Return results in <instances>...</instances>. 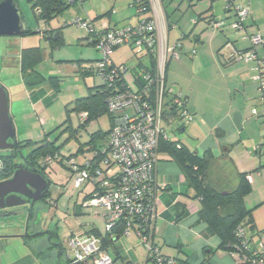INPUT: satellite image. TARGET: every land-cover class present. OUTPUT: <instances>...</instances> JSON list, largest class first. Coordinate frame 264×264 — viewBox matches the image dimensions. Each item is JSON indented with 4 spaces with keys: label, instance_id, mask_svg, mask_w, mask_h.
Listing matches in <instances>:
<instances>
[{
    "label": "crops",
    "instance_id": "1",
    "mask_svg": "<svg viewBox=\"0 0 264 264\" xmlns=\"http://www.w3.org/2000/svg\"><path fill=\"white\" fill-rule=\"evenodd\" d=\"M188 2L189 4L184 10L193 12L192 15L189 14L192 23L185 26L180 22L179 17H173L174 10L169 11L164 6L165 4H162V0H159L162 12H160L159 25L161 26L162 17L167 44L179 43V58L169 59L166 64L165 83L186 98V108L192 116L189 123L177 128L180 135L176 139L198 155L205 154L207 156V181L216 190L234 189L239 183V175L249 173L250 178L247 180L251 183V190L243 200L246 208L252 210L254 226L250 232H256L252 236V241L256 243L257 239L260 240V237L264 236V117H254L251 115V110L253 108L261 110L263 104L259 100L258 84L251 78L253 72L250 69V64L241 60L229 62L226 57L228 49L221 48L228 39L233 41L238 48L246 47L247 41L242 39L240 41L237 36L232 37V30L229 26L232 19L227 20L232 16L225 13L223 3L221 6L224 15H218L211 1L206 3L203 10H196L199 5H205L203 0H188ZM241 2L249 8L247 32H258L262 37V42L256 47V52L258 56L264 58V0ZM78 3L74 4L77 9L76 17L92 20L98 30L128 26L138 20L137 9L134 4L132 5V0H83ZM69 7H65L59 12ZM176 9L181 10L179 6ZM143 15H151L152 18H156L153 5H150V11ZM199 15L212 16L215 20L223 21V25L218 31L211 29L204 20L198 17ZM22 19L27 26L24 33L5 35L20 36L18 41L20 43L19 57H21L23 49L38 47L33 44V38L26 35L32 27L23 17V13ZM196 19L197 21L194 22ZM45 29L46 31L43 32ZM45 29L42 31L37 28L36 32L51 42L58 36L62 42L59 29L49 28V30L47 27ZM53 29L54 31H52ZM171 33L173 36L169 39ZM84 38L87 39V36ZM115 53L114 50L111 55L114 63H116L114 61ZM97 58L98 54L91 60L92 65ZM35 70L44 78L41 84L28 87L22 78L23 93H14L4 86L8 94L10 117L18 141L35 140L37 137L33 128L24 126L26 121L33 122L36 118L40 123H43L39 116V112L43 108L41 100L44 99L43 94L50 90L51 85L49 83L47 87H44L48 84L44 75L36 68ZM21 75L23 77L25 75L22 70ZM125 80L128 82L126 78ZM123 115H114L113 113L110 117V127ZM165 123L168 124L166 121ZM2 151L5 150H0V154H3ZM91 153V151L85 152L86 155ZM17 161L19 162V160ZM115 170H117L116 167H114ZM154 174L160 185H167L164 190L159 191L156 205L155 239L163 254L185 259L187 263L194 264H245L239 262L236 255L218 248L217 236L210 232L206 223L198 220V211L201 207L199 198L195 197L193 189L187 186L180 167L166 154H160ZM91 188V184L86 183L81 189H76V200L72 207L75 214H83L82 209L85 206L81 202L87 197ZM48 191H50V186ZM63 191L62 188V193ZM56 201L57 198L51 203L56 205ZM4 210L8 214L14 208ZM26 211L25 208V213ZM104 215L105 211L100 216L103 223ZM80 227V229H89L90 233L97 237L104 234L93 220L81 223ZM39 231L41 229L35 231L29 229L28 233ZM52 232L56 233L55 230H51L50 233L47 231L41 233L49 235L50 243L48 244L36 242L38 240L36 237L40 234L23 237L25 243L31 242L32 244L28 245L29 248L22 256L15 254L14 259L8 257L5 245L12 241L9 240L10 238H15L11 237L12 235L20 234L1 233L0 264L65 263V255L56 245L59 243L58 236L53 235ZM133 234L135 232H130L124 239L118 237L110 244L108 243L107 253L111 256L113 264L118 257L129 264H150L147 261L145 249L142 257L139 258L135 254L137 242Z\"/></svg>",
    "mask_w": 264,
    "mask_h": 264
},
{
    "label": "built area",
    "instance_id": "2",
    "mask_svg": "<svg viewBox=\"0 0 264 264\" xmlns=\"http://www.w3.org/2000/svg\"><path fill=\"white\" fill-rule=\"evenodd\" d=\"M69 3L81 2V0H67ZM222 1L225 13L232 16L230 28L235 34H240L242 40L248 42L249 48L245 51H237L231 42L226 43L228 56L250 64L253 72L252 80L258 84L260 93L259 100L263 103V108L257 110L253 108L251 115L254 117L264 116V60L260 59L256 52V46L262 42V37L258 32H247V18L249 8L244 0H210ZM149 7L152 0H148ZM142 9H137L138 20L134 28L125 26L115 30H108L105 33L95 34L90 37L88 43L94 41V45L100 54V60L95 62L99 69V76L106 83L111 84L115 74V69L107 71V66L112 64L111 53L119 45L131 43L137 52H142L152 48L155 54L154 74L147 73L144 78L147 80L141 94L131 89L125 93L116 95L108 102V111L115 112L119 108L126 106L133 107L131 115L124 114L120 120L111 127L110 139L106 156L96 163L95 153L86 155L82 160L86 166L92 167L90 172L78 165V162L71 158L70 180L75 188H79L83 183L88 182L92 186L91 196L84 199L87 206L104 208V230L111 237L114 226L122 221H127L130 217L143 219L147 222L149 232L154 227L157 217L156 205L158 201L157 191L159 190L154 178V169L157 161V145L160 136L165 137L162 110L163 94L166 92L171 98V103L176 108L181 109L180 123H189L192 116L186 109V101L182 100V95L165 83V67L169 59L179 58L178 44H167L166 33L161 38L157 30L156 18L147 19L140 13ZM72 23L92 31V24L88 19L74 17ZM223 25V21H213L211 28L218 29ZM162 47L163 53L159 52ZM120 71H124L122 66ZM125 77V76H124ZM154 92L153 104L150 103V93ZM150 92V93H149ZM143 97V98H142ZM150 105H149V103ZM53 158L47 156L44 159L46 164L53 163ZM114 167L117 170L114 171ZM93 171V175L92 172ZM100 175L102 179L97 184L94 181ZM105 176V177H103ZM249 179L250 176L248 175ZM97 186V187H96ZM128 227V226H127ZM129 235V228H125L122 236ZM139 240L144 244L146 254L153 260L172 263V259L163 258L156 249L151 247L150 236L140 234ZM264 241V236L260 237ZM259 240V245L264 243ZM66 258L71 264H113L111 256L101 247L99 237L91 234L85 228L71 234L67 238ZM257 264V263H254ZM262 264V262H259Z\"/></svg>",
    "mask_w": 264,
    "mask_h": 264
},
{
    "label": "rangeland",
    "instance_id": "3",
    "mask_svg": "<svg viewBox=\"0 0 264 264\" xmlns=\"http://www.w3.org/2000/svg\"><path fill=\"white\" fill-rule=\"evenodd\" d=\"M209 1L210 0L206 2L203 0L205 5H199L196 10L205 8L206 3L208 4ZM16 2L18 3L20 11L23 13V17L32 27V32H29L26 35L33 38V44L40 47L39 49L42 53L41 60L36 63L34 68L44 75L45 80L48 83L44 87H47L50 81L55 79L49 78L51 76L57 77L56 81L58 84L57 88L53 86L48 92L43 94L44 99L41 100L43 108L42 111L39 112V116L43 120V123H40L39 120L35 118L33 122L26 121L24 126L28 128L31 127L35 130L34 133L35 136H37L35 137V142L37 143L34 144V146L38 144L39 139L47 136L49 140L56 144L59 152L64 156L61 160L62 162L55 161L53 164L45 168V173L51 181L50 198H48L49 203H36L33 219L29 223V229L33 231L38 230L35 228L37 226L43 232L55 230L59 243H61L63 248L67 249V238L81 228V223H88L93 220L95 224L103 230L102 233L104 232V223L100 217L104 208L87 206L85 201H82L81 203L85 206L82 209L83 214L77 215L73 211L72 207L76 200V188L73 187L72 181L69 179L68 164L67 160H65V156L73 154L72 156L77 162L81 161L83 154L78 152V148L80 146L85 148L86 144L84 143L88 141L89 135L97 130L105 132L110 128V115L108 112H103L85 122L80 113L71 109V103L75 97L86 94L89 86L100 83L98 76L93 75L92 73L86 74L82 72L92 65L91 60L97 56L98 52L94 46L87 44L88 40L84 38L87 35L88 30L72 23L73 17L77 16L76 5H72L54 15V17L44 20L34 13L31 6L32 1L16 0ZM152 3L156 13L157 30L162 35V38L165 32V27L162 17L161 26L159 25L162 13L159 6V0H152ZM212 3L217 14L224 15L221 6L222 2L214 1ZM78 4L80 5V3ZM162 4H165L164 6H166L169 11L174 10L172 12L174 13L173 17H179V20L183 25L188 26L192 23L189 14L192 15L193 12L190 10H184L189 4L188 0H162ZM177 6L183 11L176 9ZM231 19L232 18H228L227 20ZM43 21L46 22L44 23ZM45 27L48 29L57 28L61 32L62 42L55 49L51 47V40L43 38L38 32H36L37 28L43 31ZM216 30L218 31L219 29ZM45 31L46 29L43 32ZM231 34L232 37L237 36L241 41L240 34H235L234 32ZM171 36H173L172 33L170 34L169 39ZM19 37L20 36L0 35V84L14 93H23L24 91L21 82V79L24 77L21 75ZM114 50L116 51L114 61L117 64L124 62L126 66L130 68L138 63L139 60L143 63H148L147 56L143 55L145 52L142 51L135 53V50H132L128 44H122L113 49V51ZM159 52L163 53L162 47L159 48ZM124 76L132 85V78L129 71H126ZM133 111L132 106H126L125 108L115 110L114 115H123L125 113L131 115ZM64 122L71 123L73 128L71 132L69 130H63V126L66 124H64ZM163 124L165 123L163 122ZM167 127H169L168 130L171 137H179L180 133L175 129V120L174 122L168 123ZM28 151L29 148L27 147L20 148V152L23 155H26ZM61 186H63L64 194L62 193ZM56 198L57 204L53 205L51 202ZM25 208L26 207L24 206H20L8 214L0 215V234H24L27 215V213H25ZM130 232L134 233V230L130 229ZM135 234H133L137 242L135 254L140 258L144 255L145 247L139 240V237ZM36 238H38V240H36L38 243H50L49 235L40 234ZM1 239L2 238H0V243ZM9 240L12 241L5 245V247L7 248L8 257L11 259L15 258V254L22 256L29 248L28 245L32 244L31 242L25 243L23 238H10ZM257 243L259 244L258 239L256 244ZM0 248H2L1 244ZM114 262L115 264H129L120 257L115 259Z\"/></svg>",
    "mask_w": 264,
    "mask_h": 264
},
{
    "label": "trees",
    "instance_id": "4",
    "mask_svg": "<svg viewBox=\"0 0 264 264\" xmlns=\"http://www.w3.org/2000/svg\"><path fill=\"white\" fill-rule=\"evenodd\" d=\"M29 1H32L31 6L33 8L34 13L37 16L43 18L44 20L52 18L63 8L78 3L77 1L74 3H69L67 0H29ZM82 1L83 0H81V2ZM133 4L136 7V9L139 8L142 9L140 12L142 14H146L147 12L150 11L148 0H132V5ZM143 17L147 19H152L151 15L149 16L143 15ZM198 17L204 20L210 27H211V23L213 21H216L212 16L199 15ZM89 21L92 24V31L90 29L89 30L87 29L88 30V33L86 35L87 39H89L92 36H95V34H101V32L105 33L108 30H115L118 28L125 27V26H120V27H111L107 29L98 30L92 23V20L89 19ZM196 21L197 19L194 20V22ZM136 25H137V21L134 24L128 26L134 28ZM219 28H221V26ZM52 31H54V29ZM228 42H231L237 51H245L246 49L249 48L248 42L246 47L238 48L235 46V43L229 39L224 43V45L221 48H224L226 43ZM60 43H61V39L57 36V38L51 42V47L56 48ZM87 44H90L95 47L94 41ZM127 44L132 50H135L134 51L135 53H137V50L131 43H127ZM95 49L97 50L96 47ZM143 52H145L143 55L147 56L148 63H143L139 60V62L131 68H128L124 63H120V64L114 63L113 60L111 59L112 64L110 66H107L108 72L115 69L113 82L111 84H108V82L106 83L99 76L100 70L97 69L95 65V62L100 60V54L98 52V58L94 61L93 65L90 68L83 70L82 72L86 74L92 73L93 75L98 76L100 79V83L97 85L89 86L87 88L86 94L75 98L72 101L71 109L75 110L77 113H80L81 117L85 122L88 121L90 118L97 116L103 112H108L110 117H112L114 112L110 113L108 111L109 100H111L118 94L125 93V91H127L129 87L125 81V77H124L125 73H123L124 71H120L119 69L121 66L125 68V72L129 71L131 75L132 78V85H130L131 89L136 93L139 92L140 96H143V94H141L142 93L141 90H143L147 82L144 76L149 72L152 75L154 74V66L156 62L155 54L152 51L151 47ZM41 57L42 54L38 47L23 49V53L21 54L20 57L21 70L25 74L24 81L28 87H34L38 84H41L44 80L43 76L34 68L36 63H38V61L41 60ZM226 57L229 62L235 61V59L229 57L228 55ZM260 59L264 60L263 57H260ZM49 78H55L53 79V81H50V85L51 88L53 86L57 88L58 87L56 81L57 77L51 76ZM149 97H150V103L153 104L155 98L153 91H151ZM182 100L186 101V98L182 97ZM180 116H181V109L176 108L175 105L171 103V98L165 92L163 94V110H162L163 122L165 123L166 121L168 123H171L174 122L175 120L177 122L175 129L177 130L178 127L185 125L180 123L179 121ZM262 117L264 116L259 115L256 118H262ZM64 124L65 125L63 126V130H69L71 132L73 129L71 123L64 122ZM111 127L110 130L108 129V131L104 132L102 130H97L89 135L88 141L84 143L86 144L85 148L81 146L78 148V152H81L83 154V158L86 157L85 152L87 151H91L92 153L96 154L94 159L96 163L100 162L102 157L106 156L107 147L110 139ZM168 128L169 127H167V124L165 123L164 130L166 136L165 137L160 136L158 139L156 164L160 159V154H166L170 160L174 161L180 167L182 173L185 176L187 186L193 189L194 196L198 197L200 200L201 207L200 210L198 211V220L200 222L206 223L210 232L213 235L217 236L219 240L218 242L219 249L226 250L231 254L236 255L238 261L241 263L259 264V262H262L263 264L264 245L260 246L258 243L256 244L252 241V236H254L256 233L252 231L250 232V229H252L254 226L253 218L251 215L252 210L246 208L243 200L245 195H247L251 190V183H249V181L247 180V175L249 173H241L239 175V183L234 189L224 190V191L216 190L212 186V184L209 181H207V177H206L208 172L207 156L205 154L198 155L197 153L189 150L186 147V145L180 143L178 139L173 138L169 135ZM36 143L37 142H35V140H22V141L17 140L14 149L2 151L3 154H0V166H1L0 180L8 179L13 174L15 165L18 163L17 160H20L19 158L20 148H24V147L29 148V151L25 155L26 162L29 163L30 167H36L42 172H45V168L53 164L55 161L62 162L61 160L62 158H64V156L59 152L56 144L53 143L51 140H49L47 136L39 139L38 144L34 146V144ZM72 155L73 154H69L68 156H65V160H67V164H68L69 179L72 170L69 160L73 158ZM47 156H50L51 158L54 159L53 163L46 164L44 162V159ZM78 165L87 169L89 172L92 168L86 166L83 160L79 161ZM91 173L93 175V171ZM95 176H97L94 181V184L96 185L98 180L102 179V177L100 175H95ZM154 178H155V174H154ZM155 182L159 188L157 194H159V191L164 190L167 187V185L165 184L160 185L158 181ZM86 183L88 182L83 183V185H85ZM83 185H81L79 188L76 189H81ZM91 191L92 188L89 191L87 197L91 196L90 194ZM48 193L50 194V192ZM6 213L7 212H5L4 209L0 210V215ZM156 219H155L154 227L151 230V232H149V229L147 228V222H145L143 219L139 220L136 217L129 218L128 220L129 225H126L127 221H122L117 223L114 226L115 228H113L114 229L113 235L111 237H108L109 235L105 233V230L103 235H98L101 240V247L104 248L107 252L108 243L110 244L111 241H113L115 238L118 237L124 239L125 237L122 236V233L125 228H129V233H130V229H133L137 236H139L140 234L149 235L151 247L156 249L159 255L162 256L163 258H169L173 260L172 263H166L159 261L158 259L153 260V258H151L149 255L146 254L147 261L150 262V264H194V263H187L185 259L182 260L177 257L175 258L169 255H165L160 251L159 245L155 239ZM86 230L89 231V229ZM52 233L53 235L55 234V236H57L55 232ZM261 241L264 243L263 240ZM56 245L59 247V250L61 252L63 251V254L65 255V249H63L62 245L59 243H57ZM60 264H71V263L66 258L65 255V263H60Z\"/></svg>",
    "mask_w": 264,
    "mask_h": 264
},
{
    "label": "water",
    "instance_id": "5",
    "mask_svg": "<svg viewBox=\"0 0 264 264\" xmlns=\"http://www.w3.org/2000/svg\"><path fill=\"white\" fill-rule=\"evenodd\" d=\"M27 30L16 0H0V35H20ZM17 143L16 131L9 112L8 94L0 84V150H12ZM21 162L15 165L8 179L0 180V210L27 207L24 234L11 237L23 238L43 233L29 234V222L33 219L36 202L42 200L51 184L50 179L36 167H30L19 150ZM29 201V202H28Z\"/></svg>",
    "mask_w": 264,
    "mask_h": 264
},
{
    "label": "flooded vegetation",
    "instance_id": "6",
    "mask_svg": "<svg viewBox=\"0 0 264 264\" xmlns=\"http://www.w3.org/2000/svg\"><path fill=\"white\" fill-rule=\"evenodd\" d=\"M19 162H21V160H19ZM48 192H50V191H46V194H47V195H45L44 198H43L42 200L38 201V202L47 203V202H48V198H50V194H49ZM28 202H29V201H28ZM38 202H36V203H38ZM48 203H49V202H48ZM35 205H36V204H35ZM26 213H27V211H26ZM29 223H30V222H29ZM35 228L39 229V227H37V226H36ZM27 232H29V228H28ZM49 233H50V232H49Z\"/></svg>",
    "mask_w": 264,
    "mask_h": 264
},
{
    "label": "clouds",
    "instance_id": "7",
    "mask_svg": "<svg viewBox=\"0 0 264 264\" xmlns=\"http://www.w3.org/2000/svg\"><path fill=\"white\" fill-rule=\"evenodd\" d=\"M64 249V248H63Z\"/></svg>",
    "mask_w": 264,
    "mask_h": 264
}]
</instances>
